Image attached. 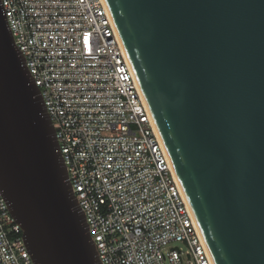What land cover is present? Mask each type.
<instances>
[{
	"label": "water",
	"instance_id": "water-1",
	"mask_svg": "<svg viewBox=\"0 0 264 264\" xmlns=\"http://www.w3.org/2000/svg\"><path fill=\"white\" fill-rule=\"evenodd\" d=\"M212 264H264V0H103ZM0 186L36 264H102L0 0Z\"/></svg>",
	"mask_w": 264,
	"mask_h": 264
},
{
	"label": "built area",
	"instance_id": "built-area-1",
	"mask_svg": "<svg viewBox=\"0 0 264 264\" xmlns=\"http://www.w3.org/2000/svg\"><path fill=\"white\" fill-rule=\"evenodd\" d=\"M1 4L101 263L212 264L103 0ZM0 264H36L1 186Z\"/></svg>",
	"mask_w": 264,
	"mask_h": 264
},
{
	"label": "rangeland",
	"instance_id": "rangeland-1",
	"mask_svg": "<svg viewBox=\"0 0 264 264\" xmlns=\"http://www.w3.org/2000/svg\"><path fill=\"white\" fill-rule=\"evenodd\" d=\"M184 246V244H183V242H181V241H177V242H172V243H170L169 244V247H171V246Z\"/></svg>",
	"mask_w": 264,
	"mask_h": 264
}]
</instances>
